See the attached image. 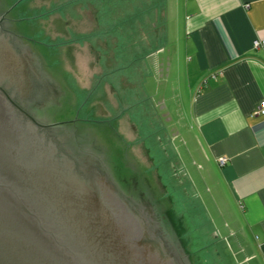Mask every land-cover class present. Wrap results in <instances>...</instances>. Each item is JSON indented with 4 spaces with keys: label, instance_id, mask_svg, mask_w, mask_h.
I'll list each match as a JSON object with an SVG mask.
<instances>
[{
    "label": "crops",
    "instance_id": "1",
    "mask_svg": "<svg viewBox=\"0 0 264 264\" xmlns=\"http://www.w3.org/2000/svg\"><path fill=\"white\" fill-rule=\"evenodd\" d=\"M15 12L73 96L72 119L122 146L185 256L194 240L175 210L196 208L210 226L198 238H212L199 250L264 264V47L252 46L264 0H27Z\"/></svg>",
    "mask_w": 264,
    "mask_h": 264
},
{
    "label": "water",
    "instance_id": "2",
    "mask_svg": "<svg viewBox=\"0 0 264 264\" xmlns=\"http://www.w3.org/2000/svg\"><path fill=\"white\" fill-rule=\"evenodd\" d=\"M25 46L57 93L44 102L56 106L45 112L31 107L33 114L56 123L48 126L57 125L53 133L64 154L94 171H63L54 160L57 149L43 146L20 114L41 125L0 87V264H158L163 241L185 256L153 189L122 146L99 142L72 119L73 96Z\"/></svg>",
    "mask_w": 264,
    "mask_h": 264
},
{
    "label": "flooded vegetation",
    "instance_id": "3",
    "mask_svg": "<svg viewBox=\"0 0 264 264\" xmlns=\"http://www.w3.org/2000/svg\"><path fill=\"white\" fill-rule=\"evenodd\" d=\"M15 7L11 11H8L11 7L5 11H1L0 6V87L12 98L20 109L37 120L39 125H41L37 126L31 123L20 114L25 125L31 127L34 133L33 135L37 137L43 146L48 142L50 143V149L52 151L58 150V152L57 150L54 152V160L56 162L58 160L63 171L76 175L81 172H83L84 175H90L91 172L94 171V168L88 166L87 161L80 160L78 164L76 159L70 158L69 155L64 154L58 146V144H60L59 136L53 133L57 125L48 126L56 123H46L43 120L37 119L35 114H33L32 108L34 107H36L39 112H45L47 108L56 106L45 104L44 102L52 95L54 98L57 97V93L53 86L43 79L41 72H39L38 65L32 57V52L25 46L26 44L31 45L29 42L31 40L26 37L23 32L25 21L14 18L16 14ZM23 42H26L25 45L22 44ZM33 42L34 41H32V43ZM55 164L57 166V163ZM88 186L89 188L92 187L93 190H103L97 185ZM134 207L140 209L142 205L139 204ZM154 224L155 223H152L151 219L150 227H155ZM163 248L162 251L160 250L157 252L156 256H158V260L156 261H154V256L152 254H148L149 256L152 255V262L154 261V263L157 262L158 264H187L183 253L175 249L173 250V247H169L165 241H163Z\"/></svg>",
    "mask_w": 264,
    "mask_h": 264
},
{
    "label": "rangeland",
    "instance_id": "4",
    "mask_svg": "<svg viewBox=\"0 0 264 264\" xmlns=\"http://www.w3.org/2000/svg\"><path fill=\"white\" fill-rule=\"evenodd\" d=\"M19 0H3V6H4V11L7 10L8 8L12 7L15 3H17ZM27 0H21L15 7V9L21 7L24 3H26ZM35 14V13H34ZM34 38V37H33ZM36 38V37H35ZM34 40V39H32ZM32 40L29 41L31 43L28 44L32 50L37 54V56L40 58V51L38 49V44L36 42H33L32 43ZM37 40V39H36ZM35 41V40H34ZM44 44V43H43ZM37 45V46H36ZM47 45V44H45ZM50 45H54V42H52V44ZM41 59V58H40ZM41 61L44 63V61L41 59ZM48 68V67H47ZM49 70H53L52 67H49ZM75 120V118L73 119ZM79 124V123H78ZM82 123H80L79 125H81ZM87 132H89L93 137H95L99 142L101 143H108L107 142V139H108V134L106 131H103L100 130V129H92V128H84ZM110 140V139H109ZM113 140V139H112ZM163 211L166 213V211L163 209ZM176 212L180 213V215H183L184 216V230L186 231L185 232V235H184V238L185 239H193L194 240V245H193V248L192 249H187L188 252H191L193 254H199L202 255V254H209L206 258H207V262L205 264H222L223 262V258L219 255H216L214 254V250L212 248H210V250H199L201 249L204 245L206 244H211L212 242V238L210 235H208L206 237V239H199L198 237L200 236V234H202V232H204L205 230L207 232H209L208 230L210 229V226L209 225H205L203 224V219L201 218L202 217V214L200 215V210L196 209V208H192V209H177L175 210ZM199 212V213H198ZM171 225V224H170ZM179 226H177L176 228H174L172 225H171V228H172V231H173V234H174V237H175V241L177 242V244L179 245V247L183 248V242L182 240L180 239V234H178V232L180 231V227L178 228ZM178 228V229H177ZM209 239V240H207ZM200 240V241H199ZM230 244V243H229ZM229 244L227 243L228 247H229ZM226 245V246H227ZM187 252V251H186ZM195 255H192V258H187L186 256V259L188 261V264L192 263L195 261V264H201V263H198L197 259L199 256H196ZM194 256V257H193ZM189 260L191 262H189ZM193 260V261H192ZM194 264V263H193Z\"/></svg>",
    "mask_w": 264,
    "mask_h": 264
},
{
    "label": "built area",
    "instance_id": "5",
    "mask_svg": "<svg viewBox=\"0 0 264 264\" xmlns=\"http://www.w3.org/2000/svg\"><path fill=\"white\" fill-rule=\"evenodd\" d=\"M252 46H253L254 50H258L260 48H263L264 47V40H262V41L255 40L253 42ZM211 79L215 80L216 79V75H212ZM257 114L264 115V97H263V100L260 103V106H259L258 110H257ZM226 162H227V160L225 158L219 159V164L222 165V166H224L226 164Z\"/></svg>",
    "mask_w": 264,
    "mask_h": 264
}]
</instances>
